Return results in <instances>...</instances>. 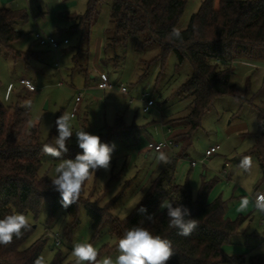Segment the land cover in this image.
Listing matches in <instances>:
<instances>
[{"label": "rangeland", "instance_id": "374dc122", "mask_svg": "<svg viewBox=\"0 0 264 264\" xmlns=\"http://www.w3.org/2000/svg\"><path fill=\"white\" fill-rule=\"evenodd\" d=\"M88 1L0 0V8L8 7L23 15L16 23L23 36L11 44V49L45 52L36 55L35 58L39 60L32 58L26 63L14 60L11 52L0 46V98L6 104H12L17 101V94L26 96L27 99L22 101L23 106L29 108L32 122H38L42 142L50 138L57 117L67 112L74 114V132L83 129L100 136L103 143H114L116 147L110 170L101 169L90 176L84 195L92 194V200L98 199L100 206H108L113 216L123 219L132 213L156 177H149L154 155H148L146 147L148 140H160L156 125L161 116L166 125L174 129L171 134L166 132L167 136L185 127V123L178 122V119L189 113L191 98H184L177 91L192 75V66L186 60L177 67L179 59L175 53H171L163 69L160 61H153L147 76L140 79V74L146 68L142 60H153L160 48L154 43L140 50L137 48V37L129 38L125 47L116 49L117 54L126 53V58L118 66L110 62L105 64L104 45L107 29L112 26L110 10L114 0L100 1V13L91 28L89 39L81 41V33L71 28L73 22L69 16L84 13ZM201 1L188 0L176 29L187 28ZM36 32H44L62 41L68 38L70 43L57 51L43 48L36 42ZM79 43H82L84 51L89 50V55L87 51H82L79 57L80 63L89 69L88 74L74 69L73 57ZM109 54L114 56L115 53L109 51ZM233 67L235 95L215 99L194 133L189 157L178 161L175 177L180 183L188 181L195 192L199 190L203 179L211 181L218 177L211 190L210 201L221 197L226 202L228 218L235 220L240 216L245 217L239 231L224 245V251L234 256L246 255L243 264H249L251 255L264 252V213L257 212L254 204L241 211L239 204L242 197H250L257 190L264 192L261 165L257 152L253 150L259 133V114L264 112V49L255 51L254 56H239L233 61ZM101 72L107 74L115 87L126 85L132 101L116 88L99 90L92 87L98 84ZM115 73H118V77H115ZM24 77L32 80L35 91L22 87L19 81ZM60 81L63 82L62 86L58 85ZM80 91L83 92V102H76ZM144 92H149L156 101L155 109L149 112H143L142 104L138 101ZM118 115H124L127 122L136 119L137 123L144 124L148 138L140 137L137 133L135 139H126L122 132L109 137L107 126H113ZM173 119L177 121L171 122ZM69 144L77 145L75 134ZM216 144L221 149L205 160L204 166L200 164L196 170H191L190 160L203 159L206 150ZM177 151L180 152L181 148ZM245 155L251 156L253 160L251 175L242 173L237 167ZM59 162L43 153L39 176L51 179ZM226 163L229 165L223 175ZM24 214L33 225V232L23 243V248L43 240L45 244L40 257L45 258V264H51L58 254L62 255L66 264H74L71 251L75 242L92 243L98 249V259L101 260L110 257L115 261L119 255L117 241L120 236L111 222H105L100 231L95 233L92 218L83 204L79 205L77 224H72V217L64 208L51 218L47 201L42 204L39 213L29 211Z\"/></svg>", "mask_w": 264, "mask_h": 264}, {"label": "trees", "instance_id": "16d2710c", "mask_svg": "<svg viewBox=\"0 0 264 264\" xmlns=\"http://www.w3.org/2000/svg\"><path fill=\"white\" fill-rule=\"evenodd\" d=\"M100 1L89 0L84 13L69 16L73 22L71 28L81 33V41L89 39L91 28L100 13ZM187 2L188 0H114L110 10L112 26L107 29L108 36L104 45V63L110 62L118 66L126 58V53L117 54L116 49L125 47L129 38H138L137 48L140 50L157 44L160 48L158 55L153 60H142L146 68L140 74V79L147 76L153 61H160L163 69L171 53H175L179 59L177 67L184 61H189L192 75L177 93L184 98H191L190 110L187 115L178 119V122L185 123V130L172 137L178 145L181 144V151L171 157L170 164L163 166L145 190L141 201L127 217H115L109 212L108 206H100L98 199L92 200V194L85 196L84 189L89 179L83 185L79 201L66 210L72 217V224H77L79 205L83 204L92 218L95 233L108 221L120 237L134 226L147 227L154 235L172 242L175 254L169 264H243L246 262V255H229L223 247L239 231L245 217L240 216L235 220L228 218L226 202L221 197L210 201L209 196L218 177L211 181L203 179L199 190L195 192L188 181L177 182L175 175L178 161L188 155L194 133L201 126L203 116L215 99L235 95V85L232 83L235 73L233 61L241 55L254 56L255 51L264 49V0H202L187 28L180 30L182 39H168L172 29L179 24ZM21 16L23 15L19 11L8 7L0 8V46L8 49L14 60L28 63L32 58L36 59V55L45 52L11 49V44L23 36V32L16 27ZM81 45L79 43L73 57L74 69L88 74L89 69L79 60L84 51ZM86 51L89 55V50L84 52ZM109 51L114 52V56ZM9 97L10 95L7 98ZM26 99L21 93L17 94V101L12 104H6L0 98V218L13 212L24 214L31 211L37 214L45 201L49 203L50 216L53 218L63 208L61 197L50 187L51 180L39 176V171L42 166V145L53 142L57 130L55 127L50 138L42 142L38 122H32L29 108L23 106L22 101ZM136 128V125L127 126L119 115L116 123L108 126V134L112 137L122 132L125 138H129ZM80 150L77 145L68 144V152L64 154V158L74 159ZM253 150L258 154L264 182L263 111L259 114V133ZM165 199L191 210V217L198 221V227L191 235L184 237L178 235L177 229L169 228L166 210L159 207ZM141 207L147 211L141 213ZM148 215H154V222L147 219ZM32 232L31 224L30 230L24 231L21 237L14 238L11 244L0 245V264H34L45 243L41 240L23 248V243ZM262 244L264 245V239ZM248 260L249 264H264V252L251 255ZM51 264L66 263L62 255L58 254Z\"/></svg>", "mask_w": 264, "mask_h": 264}, {"label": "clouds", "instance_id": "9594fccd", "mask_svg": "<svg viewBox=\"0 0 264 264\" xmlns=\"http://www.w3.org/2000/svg\"><path fill=\"white\" fill-rule=\"evenodd\" d=\"M168 39H182L180 30L173 28ZM28 87L34 91L31 84ZM72 120L73 115L67 112L57 117L55 126L58 135L53 142L42 145L45 155L60 161L55 168V175L50 179V187L60 194L61 204L65 209L79 201L83 185L90 176L101 169L110 170L116 147L114 143L101 142L100 136L86 130L79 129L74 132ZM73 134L82 153H78L74 159L64 158ZM163 149V145L156 149L155 161L158 165L171 163L170 155ZM237 167L242 173L251 175L254 167L252 157L243 156ZM250 204H254L257 212L264 213V192H256L254 199L249 196L242 197L239 208L244 211ZM159 207L166 210L168 226L177 229L178 235L187 237L198 227V221L191 217L188 207L167 199L162 200ZM139 211L144 213L147 209L141 207ZM147 219L154 222V215H148ZM30 228L29 219L23 213L13 212L0 218V245L11 244L14 238L21 237ZM117 249L119 255L115 261L110 257L101 260L98 259V249L92 243L75 242L71 255L74 257V264H169L175 254L170 240L154 235L143 226H134L125 231L117 241ZM34 264H45V258H37Z\"/></svg>", "mask_w": 264, "mask_h": 264}, {"label": "built area", "instance_id": "2783aa9c", "mask_svg": "<svg viewBox=\"0 0 264 264\" xmlns=\"http://www.w3.org/2000/svg\"><path fill=\"white\" fill-rule=\"evenodd\" d=\"M35 39L36 42L42 46L43 48H49L52 50H59L63 45H67L70 43V40L68 38H65L63 41L59 40L57 37L51 36V35H47L44 32H36L35 33ZM100 80L97 84V87L100 89H118L120 92H122L123 94L129 96L131 99L130 101H132V97L129 94L128 88L126 85H120L119 87H115L107 78V74L106 73H101L100 74ZM19 83L24 86L25 88H27L29 91H33L31 90L28 85L31 84L34 88V91L36 90V86L35 84L32 82L31 79L29 78H21ZM59 86L63 85V82L60 81L58 83ZM83 99V92L80 91L78 93V95L76 96V102H81ZM142 103L143 105V112H149L151 108L155 107L156 105V101L155 99L151 96V94L149 92H144L142 94V96L140 97V99L138 100ZM72 115L74 116V114L72 113ZM160 145L164 146L165 148H175L178 146V143L175 142L172 138H168L165 137L163 138V140L157 142L151 141L149 143V147L153 148L154 150H156ZM221 149V146L219 144L213 145L211 146L209 149L206 150L205 156L204 158L200 161L201 163H204L205 160H207L209 157H211L212 155H214L215 153H217L219 150ZM199 161H195L193 160L191 162V164L194 166L198 163ZM228 163L225 164V166L223 167V175H225V173L227 172V167H228ZM225 172V173H224ZM262 222L264 223V219L262 220ZM57 243L60 244L59 240L57 241Z\"/></svg>", "mask_w": 264, "mask_h": 264}, {"label": "crops", "instance_id": "0c3cea01", "mask_svg": "<svg viewBox=\"0 0 264 264\" xmlns=\"http://www.w3.org/2000/svg\"><path fill=\"white\" fill-rule=\"evenodd\" d=\"M44 56V55H43ZM41 60V59H40ZM254 64H252V66H253ZM101 73H105V72H101ZM115 77H118V73H115ZM23 88H25L24 86H22ZM92 87H94V88H96V89H99V90H107V89H100V88H98L97 87V85H94V86H92ZM86 88H91L90 86H87ZM116 90H118V89H116ZM119 91V90H118ZM81 102H83V100L81 101ZM140 104H142L141 102H140ZM156 106V105H155ZM141 107L143 108V105H141ZM152 109H155V107H153V108H151L150 110H152ZM143 111V110H142ZM119 116V115H118ZM120 116H122L123 117V119H124V121H125V123H126V125L127 126H131V125H136L137 126V128H136V130H135V132H134V134L132 135V136H130L129 138H126V139H132V138H136V134L138 133V135L140 136V137H143V136H146L147 138H148V136H147V134H148V132L145 130L146 129V127H145V125L144 124H139V123H137L136 122V119H133V121L130 123V122H127L126 121V118H125V116L124 115H120ZM155 122V121H154ZM108 127V126H107ZM156 127H157V131H158V134H159V138H160V140L159 141H161V140H163V138H165V137H168V138H172L173 137V135H170V136H167V134L169 133V134H171V133H173V131H174V129H173V127L172 126H170L169 124H167L166 125V122H165V120H164V118L161 116V118H160V120L158 121V123H157V125H156ZM167 130V131H166ZM185 130V127L181 130V131H179V132H177V133H180V132H183ZM166 132H168V133H166ZM150 139V138H149ZM151 141H154V139H150V140H148V142H147V147H146V152H147V154L148 155H150L151 153L154 155V162H152V164H151V169L149 170V171H151L150 172V174L151 175H149V177L151 176V179L153 178V177H155L159 172H160V170L163 168V164H157L156 163V161H155V156H156V150H154L153 148H151V147H149L148 146V144H149V142H151ZM159 141H154V142H159ZM179 148H181V144H179L177 147H175V148H165V149H163V150H165L166 152H168V154L170 155V157H172L173 155H176V152H178L177 151V149H179ZM205 156V155H204ZM213 156V155H212ZM189 157V153H188V155L186 156V157H184V158H188ZM210 158V157H209ZM202 160V159H201ZM201 160H199V162L196 164V165H192L191 164V162L193 161V160H190V167H191V170L192 169H195L196 170V168H198V166L201 164V165H205V163H201L200 161ZM194 170V171H195ZM223 178V177H222ZM150 179V180H151ZM175 180L178 182V180L176 179V177H175ZM180 183V182H179ZM255 193H256V191L254 192V193H252V194H250V199H254V196H255Z\"/></svg>", "mask_w": 264, "mask_h": 264}]
</instances>
